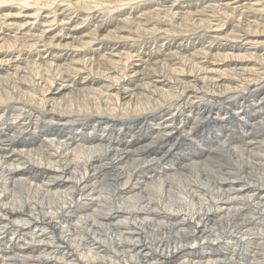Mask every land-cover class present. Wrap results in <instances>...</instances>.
I'll return each mask as SVG.
<instances>
[{
  "label": "bare ground",
  "instance_id": "6f19581e",
  "mask_svg": "<svg viewBox=\"0 0 264 264\" xmlns=\"http://www.w3.org/2000/svg\"><path fill=\"white\" fill-rule=\"evenodd\" d=\"M0 264H264V0H0Z\"/></svg>",
  "mask_w": 264,
  "mask_h": 264
},
{
  "label": "clouds",
  "instance_id": "9594fccd",
  "mask_svg": "<svg viewBox=\"0 0 264 264\" xmlns=\"http://www.w3.org/2000/svg\"><path fill=\"white\" fill-rule=\"evenodd\" d=\"M166 3L167 0H164ZM179 0H171L172 5L174 6L178 3ZM162 12L168 13L167 8H161ZM153 18H159V13L156 14ZM112 87H117V91L121 93L125 97V103L117 104L116 107V116L121 123H109L105 122L104 125L100 128L96 127V124H92L91 128L86 125H80L78 127L68 129L69 132L73 134H80V135H88L91 133L93 129L99 132L110 130L112 135H118L124 133L125 130L131 131L133 128H138L143 126V121H134L130 118L135 117L140 114L137 108V101H142L144 104H151L156 107L163 108L167 106L169 109L176 107L174 104H169V102L165 99L163 92L155 88V82L151 85H146L144 83H135L133 82L132 86L129 87H118L116 84L111 85ZM132 97L131 102H128V97ZM167 115V112H161L160 116ZM159 118V117H157ZM51 123H55V121H44L39 128V132L37 134V139L46 138L47 135L50 134L51 129L49 125ZM195 131V130H194ZM206 130L196 131L195 137L203 138L204 133ZM181 135L185 136V139L181 142L182 144H192L195 146V137L192 133H188L186 131L182 132ZM67 155V153H65ZM27 164V161H25Z\"/></svg>",
  "mask_w": 264,
  "mask_h": 264
},
{
  "label": "rangeland",
  "instance_id": "374dc122",
  "mask_svg": "<svg viewBox=\"0 0 264 264\" xmlns=\"http://www.w3.org/2000/svg\"><path fill=\"white\" fill-rule=\"evenodd\" d=\"M211 128V127H210ZM172 143V142H171ZM179 143V142H178ZM168 145V144H167ZM166 145V146H167ZM183 147H185V146H183ZM242 148H238V150H241ZM223 158V159H222ZM222 158H221V161H218V162H216V160H214V162H216L217 164H215L214 162H213V166H215V167H217L218 169L217 170H219V172L220 171H222L223 173H225L226 172V174L227 173H231V175H234V172L236 173L238 170H239V168H237L236 167V165H234L235 163H234V161L232 162V165L231 164H229V159H228V157L224 154V155H222ZM248 159V160H247ZM247 160V161H246ZM226 163H225V162ZM243 162L244 161H246V167H245V169L244 170H242V171H240V173L239 174H241L242 173V175L245 173H247V172H251V170H253L254 171V174H259V173H261V172H263V171H261V170H258V169H256V168H254L255 166H254V163H253V160H251V159H249V158H246V159H244V160H242ZM251 161V162H250ZM258 162H259V160H257ZM256 161V162H257ZM225 164V165H224ZM209 165H211V164H209ZM221 165V166H220ZM227 165V166H226ZM230 165V166H229ZM234 165V166H233ZM233 166V167H232ZM224 167V171L222 170V168ZM228 168V169H227ZM237 168V169H236ZM249 168V169H248ZM235 169H236V171H235ZM227 170V171H226ZM230 170V171H229ZM245 171V172H244ZM247 171V172H246ZM183 174H185V175H189V173H186V172H182ZM252 173V172H251ZM224 175V176H227V175ZM250 174V173H249ZM187 175V179H190L189 177H190V175L188 176ZM260 175V174H259ZM261 176V175H260ZM229 177H230V175H229ZM158 179V180H157ZM175 179L176 180H174V182L176 183V186L178 187V185L177 184H180L181 182H180V177H175ZM155 180H157V181H154V182H151L149 185V187H150V189H155L154 191H156V193L158 192V193H161V191H158V190H156V188H155V185H158V184H162V185H164V180L165 179H163V178H156ZM161 180V181H160ZM202 182H207L206 181V177L205 176H202ZM156 182V183H155ZM159 182V183H158ZM260 182H263V180L261 179L260 180ZM32 183V182H31ZM158 183V184H157ZM38 184H40L39 182H38ZM165 185H166V183H165ZM168 189V188H167ZM176 189V188H175ZM175 189H172L173 191H172V193L173 194H171L170 192H168V194H166L167 192H165L164 194V196H163V199L165 198V200L166 201H170V202H168V204L169 205H172V203L174 202V204H175V201L177 200V198L179 199V201H178V204H184V203H186V202H184V198L186 197L184 194H182V193H180L178 190H175ZM169 190V189H168ZM171 190V189H170ZM177 192V193H176ZM13 194V193H12ZM162 194V193H161ZM171 196H170V195ZM175 194H176V197H175ZM180 194V195H179ZM182 194V195H181ZM178 195V196H177ZM166 196V197H165ZM169 196V197H168ZM183 197V199H182V197ZM185 196V197H184ZM173 197V198H172ZM176 198V200H175V198ZM180 197V198H179ZM171 199L173 200L174 199V201H172L171 202ZM132 200H134V198L132 199ZM183 200V201H182ZM184 202V203H183ZM167 203V202H166ZM171 203V204H170ZM180 204V205H181Z\"/></svg>",
  "mask_w": 264,
  "mask_h": 264
}]
</instances>
